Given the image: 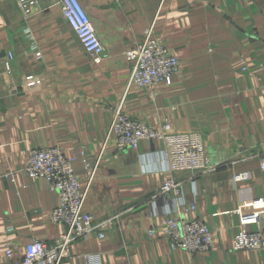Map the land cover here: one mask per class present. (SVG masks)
<instances>
[{
    "label": "crops",
    "instance_id": "crops-1",
    "mask_svg": "<svg viewBox=\"0 0 264 264\" xmlns=\"http://www.w3.org/2000/svg\"><path fill=\"white\" fill-rule=\"evenodd\" d=\"M79 2L103 47L98 63L57 0H37L27 19L16 0H0V264L23 257L32 240L54 242L63 230L49 219L57 193L23 170L28 149L54 145L83 183L85 161L97 162L83 212L95 225L111 220L72 242L59 264H88L86 254L98 264H264V249L232 250L241 225L264 231V0ZM150 26L178 69L169 85L126 89L125 52L143 42ZM27 75L40 83L28 86ZM120 102L126 115L149 126L167 122L175 132L201 133L215 168L169 174L158 141L118 151L107 135ZM169 176L181 183L185 203L194 204L189 216L213 233L210 252L172 250L159 233L178 205L172 196L154 206L150 200ZM4 242L13 246L11 259Z\"/></svg>",
    "mask_w": 264,
    "mask_h": 264
},
{
    "label": "built area",
    "instance_id": "built-area-1",
    "mask_svg": "<svg viewBox=\"0 0 264 264\" xmlns=\"http://www.w3.org/2000/svg\"><path fill=\"white\" fill-rule=\"evenodd\" d=\"M16 2L25 19L33 14L37 5V0ZM57 4L60 6L62 17L75 32L83 49L95 62H100L103 47L85 8L79 0H57ZM10 58L9 54L8 59ZM125 58L131 63L126 89L132 86L150 88L160 83L169 85L179 65L178 59L153 34L151 26L145 29L143 42L126 51ZM25 81L28 86H33L39 84L41 80L34 75H27ZM107 137L113 140L118 151L135 148L141 140L160 142L164 148L165 170L169 174L182 171L205 173L215 168L206 156L201 133L175 132L167 122L159 127L149 126L126 115L122 102L112 108V120ZM25 156L23 168L25 174L32 179L46 181L49 189L57 193L58 203L49 219L51 223L61 225L63 230L52 243L36 239L26 243L24 256L12 260L10 264H59L63 259L70 257L72 242L85 239L97 228L106 227L111 222L109 219L95 225L92 215L83 212V203L94 177L97 162L91 164L85 161L87 177L83 183L73 168L72 160L67 159L56 145L30 148ZM259 167L264 171V154L259 157ZM162 196H172L178 205L158 226V231L166 239L169 248L184 250L190 254L210 252L213 248L214 235L201 218L189 216L195 210V206L183 200L181 183L171 176L166 177L152 196L151 206H154L157 198ZM12 229L7 227L6 232ZM154 233L155 229L150 228V236ZM98 236L102 238L103 233H99ZM3 244L6 256L11 259L13 246L6 242ZM262 249L264 231L252 232L241 225L234 235L232 250ZM83 257L88 264H98L95 255L86 254Z\"/></svg>",
    "mask_w": 264,
    "mask_h": 264
}]
</instances>
